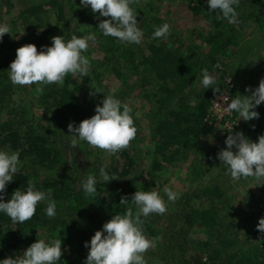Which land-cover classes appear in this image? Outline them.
<instances>
[{
	"label": "trees",
	"instance_id": "obj_1",
	"mask_svg": "<svg viewBox=\"0 0 264 264\" xmlns=\"http://www.w3.org/2000/svg\"><path fill=\"white\" fill-rule=\"evenodd\" d=\"M191 1H187L191 13L200 15L205 20V25L200 27L196 35L200 37V41L192 42L186 39L184 43L180 42L182 45L174 47L173 44L169 45L163 41L164 39H152L155 29L164 24L162 17L156 13L158 5L154 0H139L140 3L131 5L137 11L138 26L143 32L140 44L121 43L114 37L104 36L98 25L101 20L107 18L96 16L97 23L92 24L91 7H84L81 1L17 0L15 3L13 0H2L7 5V13L14 11L12 9L17 11L20 23L23 24L21 29L24 41L21 44L17 41L16 44V37L12 32L15 21L9 19L10 24L14 23L9 27L10 37L3 36L0 40V144L6 149L17 151L29 162L25 164L28 168L20 167V172L8 183L4 201L7 202L17 189L26 191L27 181L32 180L35 190H51V198L56 201V215L52 218L46 215V202L38 204L36 214L22 224L13 223L10 217L0 212V261L8 257L15 258V252L27 249L38 239H43L46 243L61 239L63 255L57 264H84L87 255L83 259V256L80 258L81 253L74 254V251L85 246L86 241L90 247V236L85 234V225L79 224L78 228L77 224L68 222V217L91 208L93 211H89L90 216L100 214L105 223L115 214H125L131 205V197L137 190L157 191L160 194L162 185L155 178L160 179L158 168L163 166V161L174 159L170 149L173 148L175 153L180 148L192 147L195 140L209 129L208 121H205L204 117L215 95L212 88L204 89L201 86L202 70L207 68L210 74L218 72L216 85L221 88L224 79L228 77L221 66L229 63L235 50L244 45L243 51L246 54L250 55L254 51L251 40L246 36L249 34L246 30L249 21L256 23L255 29L261 33L264 42V0H241L239 6H234L239 13V24L218 19V15H221L219 10L209 11L207 1L195 0L194 4H190ZM46 7L52 10L53 24L43 21L41 11ZM64 7L68 16L63 13ZM84 23L93 31L98 30L96 39L102 55L91 64L88 75L73 78L69 74L63 86H42L44 91L38 95L37 106H41L43 113L50 111L51 119L44 117L43 113L41 117V111L32 109L33 112L30 113L32 106H21L19 101H11L10 104L8 89L12 86L14 88L15 85L8 87L11 81L9 65L16 57V49L33 43L40 51L39 46L41 49L49 47L52 37L57 35L62 36L65 42L72 35L83 37ZM252 34L253 32L250 35ZM88 52L90 53L87 50L82 54L87 56ZM248 62V58L244 57L239 59L238 66L245 68ZM216 64L220 67L216 68ZM105 74H112L118 80L120 91L107 92L104 89L102 82ZM140 82H146L152 88L141 86ZM138 84L141 89L139 96L145 99L147 109L139 117L130 113L137 128L136 137L131 141L129 148L110 154L108 166L105 167L108 174L117 179L108 182L97 181V193L94 197H89L80 190L78 181L72 182L66 175L40 171V167H50L51 170L57 165L63 167L68 160L56 141L50 138L56 132L54 127L49 129L41 119L39 124L34 123L35 117L53 120L55 128L62 129V125L66 123L78 126L83 119L95 114L93 111L97 104L102 106L104 96L111 94L119 100L125 99L124 95ZM92 87L101 92L90 95L95 92ZM241 95H246L245 89L235 96L233 93L232 99ZM255 111L259 113V118L243 122L240 130L247 137L257 141L259 136L264 135V103L257 106ZM10 115H18L17 125L13 123L14 116L10 119ZM136 118H141V122L136 124ZM143 138L147 139V145L141 142ZM77 142L86 153L91 154V151H94L86 141L77 138ZM137 156L146 163V171L150 175L149 184L138 183L142 181L139 174L131 175L130 179L124 181V177L130 174V169H136ZM71 161L76 169L74 159ZM197 171L192 169L193 173ZM202 173L203 171H200L199 175ZM225 181L231 183V179ZM257 186L262 193L248 190L247 196L242 198L249 204L248 209H245L234 198V194L228 193L223 186L203 183L197 191L208 199L207 204L188 205V210L181 215V226L186 233L192 230L193 226L201 227L199 231H204V236L197 235L195 238L188 235L190 246L193 255L199 252L208 255L204 261H194L189 257L185 259L186 263L193 261L194 264H264V234L257 230L258 222L254 220L255 211L252 210L254 202L261 200L264 195V185ZM122 197L129 199L128 204H120ZM248 198L252 201V206ZM215 201L219 203L214 204ZM155 217L153 214L145 218L143 231L147 238L153 237L156 243L158 227L154 223ZM235 218L248 224L247 227L251 230L248 235L253 238L246 239V242L235 241L232 247L238 237L230 239L227 231L230 228L228 225H234ZM219 244L224 255L221 260L215 261L213 257L219 254Z\"/></svg>",
	"mask_w": 264,
	"mask_h": 264
},
{
	"label": "clouds",
	"instance_id": "obj_2",
	"mask_svg": "<svg viewBox=\"0 0 264 264\" xmlns=\"http://www.w3.org/2000/svg\"><path fill=\"white\" fill-rule=\"evenodd\" d=\"M241 0H207L209 11L219 10L218 19H226L229 23L239 24V13L234 6H239ZM139 0H81L84 7L90 6L91 11L101 17L98 29L104 36H111L121 43L140 44L143 32L138 26L137 11L131 7ZM53 24V23H52ZM171 31V25L164 23L157 27L152 39H166ZM6 33H11L7 25H0V40ZM89 41L95 43L96 35L89 33L87 37L72 35L65 42L62 36L52 37V45L45 50L38 51L33 43L22 45L16 49V57L9 65V78L13 85H37L36 93L42 94L44 85L57 84L63 86L65 78L70 74L73 78L86 76L89 73V59L82 53L87 52ZM216 68L220 65L216 64ZM201 86L204 89L212 88L214 95L225 101V93L216 85L215 78L207 68L202 70ZM94 88V87H92ZM95 89V88H94ZM101 92L95 89L90 95ZM251 95L237 96L227 102L226 111L236 112L244 121L259 118L255 108L264 103V78L254 90L246 88ZM123 108V111H121ZM131 107L122 104L113 95L104 96L102 106L96 105L95 115L83 119L78 126L69 123L68 131L73 137L72 147H77V138L86 141L92 148L115 154L131 145L135 139L137 128L130 113ZM254 127V125H253ZM228 131L225 140L226 148L217 153L220 165L226 168V174L231 179L239 181L242 178H254L256 185H264V135L259 136L258 142L250 141L242 132ZM235 147L236 151H233ZM214 168L213 171H218ZM20 172V158L18 152L0 150V212L10 217L13 223H24L35 214L37 205L46 202V215L52 218L56 215V201L48 192L35 190L32 180L27 181V190H15L11 198L4 201V193L8 183L15 174ZM100 177L103 182L114 178L100 168ZM81 189L89 197L97 193V180L89 175L86 180L79 181ZM255 185V186H256ZM168 201L175 202L178 192L169 187L164 188ZM131 205L124 215L115 214L97 230L85 247L89 251L84 264H146L144 254L153 247V241L148 239L143 231L145 218L153 214L163 215L167 211V204L157 191L137 190L131 197ZM129 199L122 197L120 204H128ZM133 207L135 211H133ZM257 230L264 234V217L259 219ZM62 240L54 239L46 243L38 239L32 243L20 256L8 257L0 264H57L61 260L63 250Z\"/></svg>",
	"mask_w": 264,
	"mask_h": 264
},
{
	"label": "rangeland",
	"instance_id": "obj_3",
	"mask_svg": "<svg viewBox=\"0 0 264 264\" xmlns=\"http://www.w3.org/2000/svg\"><path fill=\"white\" fill-rule=\"evenodd\" d=\"M13 1H16L15 3H17V0ZM68 1L73 2L76 0ZM141 1L144 2L146 0ZM187 1L189 0H154L155 4L158 5L156 13L162 17L164 23H168L169 25H171L170 33L172 36L169 35L170 37H167L163 41L167 42L169 45L173 44L174 47L182 45L181 43H184L186 39L192 42H199L200 37H196V35L200 27L202 28L205 25V20L201 18L200 15H193L191 13ZM196 1L192 0L190 4H194ZM66 7H64L63 13L68 16L69 14ZM48 9L49 8L46 7L44 11H41V14L43 15V21L45 23H52V21L54 20V16L51 13L52 10L49 9L48 11ZM6 10L7 5L4 4L2 0H0V25H7L8 27H10L14 25V23L10 24L9 19H13L15 21V25L13 27L14 30L12 29V32L16 37V44L17 41L21 44L24 41L22 37L23 30L21 29V26L23 24L20 23V19L18 18V14L15 9H12L14 10L12 12L10 10L11 13H7ZM92 15L93 18L91 20L89 19L90 22L92 24L97 23L95 17L101 16L94 13ZM58 17L60 18L59 15ZM83 27V37H87L89 33H94L95 35L96 33H98V30L93 31V29L88 27L86 23H84ZM255 28L256 23H252L249 21V25L246 27V30L249 34L246 36L249 38V40H251L253 44L251 46L253 47L254 51L250 55L246 54L243 51L244 45H241L235 50L234 55L230 57L229 63L221 66L222 70H224V74L228 77H231L232 79V95L234 93V96L242 90H246V88L249 86H251V88L254 90L259 86L260 80L264 78V42L261 38V33L259 34V32H257L258 30ZM252 32L253 34L251 36L250 34ZM4 36L10 37V33H6ZM51 45L52 42L50 43V46ZM181 48L185 50L183 46H181ZM39 49L40 51L45 50V48L41 49V46H39ZM88 50L90 51V53L88 52L86 57L89 59V65L91 67V64L95 60H97L99 56L102 55L97 39L95 43L89 41ZM244 57L248 58L249 61L248 66H246L245 68L244 66H238L239 59H242ZM240 67H242L243 69H240ZM210 75H212L216 80L218 72H211ZM79 79L80 78L78 77V80ZM102 83L104 85V89L107 92H113L115 90L120 91V88H118L119 82L114 78L112 74H105ZM139 84L141 86H148L152 88V86L146 84V82H140ZM139 84L135 86V88L131 92H127L124 95L125 99L120 100L122 104L126 103L131 107L132 113L136 117H139L140 114L143 115V112H145L147 109V106H145V99L139 96V92L141 91ZM12 85L13 84L10 81L8 87ZM244 86L246 88H244ZM36 87L37 85L35 84L24 87L19 85H15L14 88L13 86L10 87L8 89V99L10 100V104L12 103L11 101H19L21 106H32V108L30 109V113L33 112L31 111L32 109L40 112L42 108L41 106H37L38 94L35 91ZM246 95H251V93L246 92ZM42 113L43 112L41 111V114ZM46 113H43L44 117H48L49 119H51L52 113L50 111H46ZM93 113H95V111H93ZM43 114L41 117H43ZM233 115L235 116L237 125L231 128L232 132H241L240 127L245 121L239 117L238 113L233 112ZM13 116V123L17 125L19 123V121L17 120L18 115H10V119L13 118ZM40 119L43 120L45 124H47V127L49 129H51V126L54 127L56 132H54V135L52 134L50 138L56 141L55 143H57L58 147L62 149L65 158H67L68 160V162L63 167L57 165L54 170H51L50 167H40V171L49 174L66 175L72 182L86 180L89 175H93L97 181H102L100 177V168L102 166H108L110 153L101 151L99 149H94V151H91V154H88L86 153L85 149H83L82 146L78 144V142L77 147L74 148L71 145L73 137L68 131L69 124H63L62 129H60V127L55 128L53 120H45L44 118L39 117H35L34 123L39 124V122H41ZM139 122H141V118H136V124ZM207 127L209 129H207L200 138H197L195 140L192 147L180 148L175 153L173 148H171L170 151L173 152L174 159L164 160L163 166L158 168L160 169V171L158 172L160 179L157 180L155 178V180L159 181V183L162 185L160 188V195L167 204V211L165 214L158 217L157 214H155L156 217L154 223L158 227V233L156 236V243L153 237L148 238L153 241V247L144 254L146 264H172L173 261L174 264H194L193 261H190L189 263L185 262V259H188L189 257H191V259H194V261L197 259H201V261L205 260L208 254H201L199 252L198 254L193 255V249H191L188 236L190 235L195 238L197 235L204 236V231H199L201 229L200 226H193L192 230H189L186 233L185 229L182 230L183 226H181V215L186 212V210H188V205L196 204L197 206H199L207 204L208 199L205 196H202L201 193H198L197 191L201 186H203V183L207 182L210 184L213 183L223 186L228 193L234 194V198L239 202V204L241 203V205L244 206L245 209H248L249 205L242 199L244 198V196H247L246 191L252 190L254 192L262 193V191L259 190L258 186L256 185L254 178H242L241 180L234 182L231 179L230 175L226 174L225 166L220 165L217 153L221 149L227 147L225 144V140L227 138L228 131L226 129L230 128L224 127L223 122H219L216 124L213 123L212 125L207 124ZM244 135L250 141L258 142V140L254 141L250 137H247L246 134ZM141 142L146 145L148 144L146 138L141 139ZM0 150L17 152L14 150L6 149L1 144ZM233 151H236L235 147H233ZM19 158L20 167H26L25 164L29 163L28 160L26 161L25 157H22L21 155H19ZM72 159H74L76 169L73 168V162L71 161ZM136 164V169H130L131 172L124 177V181L130 179L131 175L139 174L142 181H139L138 183L149 184L150 175L149 172L146 171L145 161L137 156ZM214 168H218L219 170L213 171ZM192 169H197L198 171L196 173H193ZM200 171H203L202 175H199ZM225 179H231V183L228 184ZM165 187H169L172 191L179 193V197L175 202L168 201V198L164 193ZM249 202H251L252 206V201H250V199ZM216 203H219V201H215L214 204ZM254 203V206H252V210L255 211L254 220L259 222V219L261 217H264V195L261 200ZM91 210L93 211V209L90 208L85 211L79 212V214H72L71 217H68L70 218L68 222L71 224H77L78 228L79 224L85 225V234H89L90 239L97 230L102 229L104 224V221L101 218L100 214H97L96 216H90L89 211ZM228 226H230L227 231L228 237L232 240L235 239V236L238 237L236 240H234L232 247L235 245V241L246 242V239L253 238L252 235H248V233L251 231L247 227L248 224H245L242 221H238L236 218L234 220V225L231 224ZM82 242H84V240ZM183 247H186V249H184ZM221 249L222 247L219 244V254L213 257L215 261L221 260L222 255H224ZM24 250L26 249H19L17 252H15V257L22 255ZM75 250L76 251H74V254L81 253L80 258H82L83 256V259L89 251L88 247L85 246Z\"/></svg>",
	"mask_w": 264,
	"mask_h": 264
},
{
	"label": "built area",
	"instance_id": "obj_4",
	"mask_svg": "<svg viewBox=\"0 0 264 264\" xmlns=\"http://www.w3.org/2000/svg\"><path fill=\"white\" fill-rule=\"evenodd\" d=\"M232 79L231 77H226L221 86V90L225 93V101L219 99L216 95L213 97L210 107L208 108L207 114L204 117L208 124H216L223 122L224 127L232 128L236 126L235 116L233 112L228 113L226 111L227 102L232 99Z\"/></svg>",
	"mask_w": 264,
	"mask_h": 264
}]
</instances>
